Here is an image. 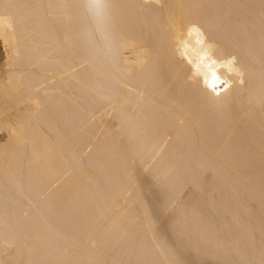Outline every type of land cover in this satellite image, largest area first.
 <instances>
[{
  "label": "bare ground",
  "instance_id": "obj_1",
  "mask_svg": "<svg viewBox=\"0 0 264 264\" xmlns=\"http://www.w3.org/2000/svg\"><path fill=\"white\" fill-rule=\"evenodd\" d=\"M0 45V264H264V0H0Z\"/></svg>",
  "mask_w": 264,
  "mask_h": 264
},
{
  "label": "rangeland",
  "instance_id": "obj_2",
  "mask_svg": "<svg viewBox=\"0 0 264 264\" xmlns=\"http://www.w3.org/2000/svg\"><path fill=\"white\" fill-rule=\"evenodd\" d=\"M0 66L2 67L3 66V57H4V53H3V50H2V48H1V45H0ZM2 52V53H1ZM3 55V57H1Z\"/></svg>",
  "mask_w": 264,
  "mask_h": 264
},
{
  "label": "snow or ice",
  "instance_id": "obj_3",
  "mask_svg": "<svg viewBox=\"0 0 264 264\" xmlns=\"http://www.w3.org/2000/svg\"><path fill=\"white\" fill-rule=\"evenodd\" d=\"M212 87H213V90H215V85L214 84L212 85Z\"/></svg>",
  "mask_w": 264,
  "mask_h": 264
}]
</instances>
